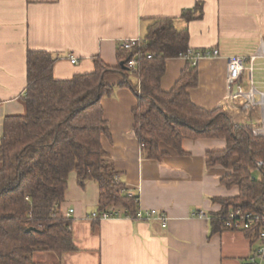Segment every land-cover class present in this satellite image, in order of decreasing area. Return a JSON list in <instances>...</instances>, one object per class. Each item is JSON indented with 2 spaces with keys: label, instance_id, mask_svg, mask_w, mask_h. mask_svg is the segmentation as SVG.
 Here are the masks:
<instances>
[{
  "label": "crops",
  "instance_id": "crops-1",
  "mask_svg": "<svg viewBox=\"0 0 264 264\" xmlns=\"http://www.w3.org/2000/svg\"><path fill=\"white\" fill-rule=\"evenodd\" d=\"M195 7L200 16L197 12L189 21L181 17L183 10ZM157 17H173L177 29L187 28L189 48L219 51L218 56L198 60L199 84L189 90L193 102L208 110L222 107L234 123L253 124L258 108L248 114L230 110L234 91L226 82V62L262 52L254 60V85L264 91V0H0V137L4 117L24 112L20 97L26 87L28 50L51 53L54 77L69 79L91 72L96 57L117 66L120 41L142 38ZM185 65V58L167 60L164 91L172 88ZM122 80L116 73L105 76L115 88L101 99L110 133L101 143L127 191L138 196L139 208L164 212L166 225L157 218H91L97 211V182L81 187L72 171L60 207L73 220L77 250L52 264H246L257 245L249 234L210 230L209 215L220 209L212 199L238 193L236 186L220 184L231 167L206 165V154L223 150L225 140L185 139L183 155L161 143L166 152L162 159L144 158L133 130L137 98L129 88L117 86ZM240 85L249 87L246 75ZM196 211L205 216H192Z\"/></svg>",
  "mask_w": 264,
  "mask_h": 264
},
{
  "label": "trees",
  "instance_id": "trees-1",
  "mask_svg": "<svg viewBox=\"0 0 264 264\" xmlns=\"http://www.w3.org/2000/svg\"><path fill=\"white\" fill-rule=\"evenodd\" d=\"M197 12L200 16L196 7L185 9L181 17L189 21ZM187 49V28L177 29L173 17H157L130 51L117 52V66L96 57L91 72L69 79L54 77L51 53L27 51L20 97L24 112L4 117L0 137V264H46L34 254L51 252L60 258L77 250L73 220L60 207L72 171L81 187L87 180L97 182V211L117 208L135 219L138 196L128 195L122 173L101 143L103 135H110L101 99L113 93L115 86L104 81L112 73L123 79L117 86L129 88L137 98L133 130L144 158L162 159L161 143L183 155L185 139L225 140L223 150L206 154V165L231 167L220 184L236 186L238 193L212 199L220 209L209 215L211 234L230 230L225 222L237 209L264 215V170L257 166L264 161V136L234 123L222 107L208 110L193 102L189 90L198 86L199 72L191 57L172 88H161L167 60L184 57ZM135 56L137 71L132 72L127 62Z\"/></svg>",
  "mask_w": 264,
  "mask_h": 264
},
{
  "label": "built area",
  "instance_id": "built-area-1",
  "mask_svg": "<svg viewBox=\"0 0 264 264\" xmlns=\"http://www.w3.org/2000/svg\"><path fill=\"white\" fill-rule=\"evenodd\" d=\"M141 38L137 39H124L120 41L118 49L121 51H130ZM219 51L217 49H187L185 56L182 58H192L193 64H197L198 60L204 57L218 56ZM262 55V52H258L249 58L242 56L229 57L226 62V82L229 89H233L236 86V91L232 95L233 106L232 110H236L239 113L248 114L252 110L258 108L259 116L255 118V122L250 127L254 136H264V91L257 89L254 85V60L257 56ZM72 63L76 62L74 57L70 58ZM138 60L136 56L129 59L127 67L130 71H137ZM246 75L249 87L247 89L240 85L241 78ZM138 94H140L138 92ZM233 108V109H232ZM236 124H244L241 120ZM257 166L264 170V161H257ZM129 196H134L130 191H127ZM72 210L69 211L71 213ZM68 213V215H69ZM121 211L117 208H112L105 211H94L91 213V218L97 220H106L114 217L121 216ZM192 216L204 217L205 214L202 211H196L191 214ZM151 218H157L161 221L162 226L166 225V215L157 209H139L135 215V219L149 220ZM225 226L233 231H247L255 237L257 245L253 250L250 257L247 259L246 264H263L264 263V215L259 216L257 213L243 211L237 209L229 214L228 220L225 222Z\"/></svg>",
  "mask_w": 264,
  "mask_h": 264
},
{
  "label": "rangeland",
  "instance_id": "rangeland-1",
  "mask_svg": "<svg viewBox=\"0 0 264 264\" xmlns=\"http://www.w3.org/2000/svg\"><path fill=\"white\" fill-rule=\"evenodd\" d=\"M131 78H132L133 81H136V79L134 77H131ZM90 181H92V180H87L86 183H90ZM90 191H91V189H90ZM56 257L57 256L55 254L51 253V252H39V253L34 254V258L36 260H38V261H44V262H46L48 264H52L54 262V260H55Z\"/></svg>",
  "mask_w": 264,
  "mask_h": 264
},
{
  "label": "water",
  "instance_id": "water-1",
  "mask_svg": "<svg viewBox=\"0 0 264 264\" xmlns=\"http://www.w3.org/2000/svg\"><path fill=\"white\" fill-rule=\"evenodd\" d=\"M236 86L233 87V91L235 92L236 91ZM30 229H27V231H29Z\"/></svg>",
  "mask_w": 264,
  "mask_h": 264
}]
</instances>
